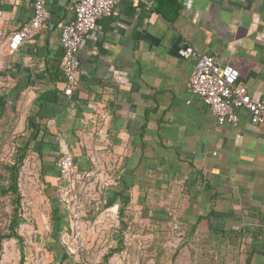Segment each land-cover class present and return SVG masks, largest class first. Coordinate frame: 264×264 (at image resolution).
<instances>
[{"label":"crops","instance_id":"obj_1","mask_svg":"<svg viewBox=\"0 0 264 264\" xmlns=\"http://www.w3.org/2000/svg\"><path fill=\"white\" fill-rule=\"evenodd\" d=\"M77 1L46 0L43 25L10 52L33 2L0 0V75L11 82L4 94L26 114L25 141L34 118L28 152L39 157L59 238L69 224L57 161L69 153L97 229L123 208L122 222L152 231L180 223L185 264H264V126L244 109L236 125L218 124L190 90L195 58L178 54L189 45L232 65L251 97L264 100V0L121 2L83 39L78 87L66 98L60 28ZM97 171L101 183L83 177Z\"/></svg>","mask_w":264,"mask_h":264},{"label":"rangeland","instance_id":"obj_2","mask_svg":"<svg viewBox=\"0 0 264 264\" xmlns=\"http://www.w3.org/2000/svg\"><path fill=\"white\" fill-rule=\"evenodd\" d=\"M4 49L0 40V72L4 71ZM10 88L11 82L5 75H0V94ZM26 122V114L19 103L7 102L0 119V237L9 233L13 215V195L3 193L9 185L7 167L16 162L25 143ZM40 173L39 157L32 150L23 161L18 177L21 199L17 233L22 238V245L17 238H4L0 264H20L22 253V264H60L58 259L63 256L75 264H103V256L114 248L120 250L110 257L109 264H185L182 249L188 246V242L182 238L180 223L160 225L152 231L142 221L129 220L123 228L118 212L113 216L107 214L110 221L99 230L97 223L91 224L93 230L87 239L70 252V239L62 245L59 233H56L59 223L52 218L51 204L44 193V179Z\"/></svg>","mask_w":264,"mask_h":264},{"label":"built area","instance_id":"obj_3","mask_svg":"<svg viewBox=\"0 0 264 264\" xmlns=\"http://www.w3.org/2000/svg\"><path fill=\"white\" fill-rule=\"evenodd\" d=\"M138 1L149 8L153 0H78L74 5L73 18L60 28V44L63 49V95L71 98L78 87L77 70L79 68L78 51L86 36L96 34L99 30V20L110 16L117 4L121 2ZM191 0H183L189 4ZM33 14L18 30L10 35L8 49L10 52L18 49L19 45L30 38L44 23L46 16V0H32ZM182 58L194 57L196 65L189 80L192 93L200 96L215 115L218 124L238 123V109H244L252 117L255 124L264 126V100L251 97L248 88L238 82L239 71L229 64H219L212 55L197 52L192 46H184L178 50ZM60 177L58 188L59 200L66 210L68 229L61 232L60 242L67 244L70 239V252L87 239L93 230L87 210L80 198L77 188V167L69 153H62L57 161ZM100 172H87L86 180L100 182ZM101 183V182H100ZM107 181L103 180V186ZM134 237V236H133ZM69 246V245H68ZM39 264V263H38Z\"/></svg>","mask_w":264,"mask_h":264},{"label":"trees","instance_id":"obj_4","mask_svg":"<svg viewBox=\"0 0 264 264\" xmlns=\"http://www.w3.org/2000/svg\"><path fill=\"white\" fill-rule=\"evenodd\" d=\"M46 99H47V101H57L58 96H57V94H54V96L49 95V96H47ZM6 103H7L6 94H0V119L3 116L4 107H5ZM29 121H31V127L33 129L30 131L29 136L27 137V140L25 141L23 147L20 148V153L18 155L16 162L7 167L10 171L9 185L7 186V188L5 190H3V193L10 192L13 195L12 196L13 197V215H12V218H11L10 224H9V233L0 237V260H1V251H2L1 243H2V240L4 238L5 239H10L12 237L17 238L19 241V244L22 245V238L17 233V227L19 224L20 199H21V197H20L21 194H20L19 187H18V177H19V171H20L21 165L23 164V161L27 157L28 151L30 149V142H31L32 135L34 134L35 129H37V126H35V123H34V118L29 117ZM58 210H59L58 208H54L55 212H58ZM118 214L120 217H122L123 208H118ZM60 218H61V216H59V217L57 216L56 219H58V221H59ZM121 223L123 224V228H125V226H126L125 223L122 221H121ZM119 250H120L119 248H114V249H111L108 253H106L103 256V264H109L110 257L115 252H118ZM23 260H24V256L22 253L20 264H22ZM63 264H75V263L71 262L70 259H67L65 262H63Z\"/></svg>","mask_w":264,"mask_h":264}]
</instances>
